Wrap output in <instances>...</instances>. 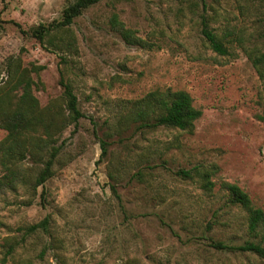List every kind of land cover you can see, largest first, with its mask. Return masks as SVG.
<instances>
[{"label":"rangeland","instance_id":"obj_1","mask_svg":"<svg viewBox=\"0 0 264 264\" xmlns=\"http://www.w3.org/2000/svg\"><path fill=\"white\" fill-rule=\"evenodd\" d=\"M74 1L0 0V78L11 57L44 65L32 73L40 105L63 104V75L84 114L59 136L44 193L22 184L0 192V264H264L212 245L253 239L221 181L264 210V77L250 58L264 53V1L99 0L70 25L76 51L32 36ZM114 14L145 44L114 30ZM205 26L227 54L210 46ZM168 90L187 91L202 109L193 131L138 123L120 131L132 101ZM6 135L0 128V141ZM21 164L28 175L38 169L31 158ZM195 168L215 170L213 191L177 173Z\"/></svg>","mask_w":264,"mask_h":264},{"label":"trees","instance_id":"obj_2","mask_svg":"<svg viewBox=\"0 0 264 264\" xmlns=\"http://www.w3.org/2000/svg\"><path fill=\"white\" fill-rule=\"evenodd\" d=\"M98 1L75 0L66 7L61 20L51 25H40L33 29L32 36L42 44H48L53 50L66 53L76 51V38L70 32V25L86 8ZM110 24L128 43L145 44L143 39L136 37L132 30L125 27L117 14L110 18ZM203 33L215 51L227 54V47L212 29L205 26ZM250 58L264 77V53L256 56L250 54ZM62 60L65 61V57ZM44 68V65L35 64L25 66L20 57L9 58L4 66V76L0 78V128L6 130L7 135L0 141V192L15 189L18 184H22L34 192L42 186L44 193L46 182L54 174L53 166L62 148L61 145H56L59 136L68 126H77L84 116L72 83L65 80L63 75L60 80L64 88L63 104L52 101L45 107L40 105L33 93L36 81L32 73H39ZM202 114V109L194 105L192 96L185 90H168L165 93L153 91L144 98L132 101L129 112L118 121L121 132L135 123H138L136 130L169 126L193 131L195 121ZM260 119L264 121V115ZM108 145L109 141L101 140L102 156L107 154ZM27 158L37 164L38 169L33 175L24 173L22 168L21 163ZM177 173L188 179L199 176L201 187L207 191H213L218 185L212 179L215 170L179 169ZM113 187L115 190V186ZM219 187L227 192L228 204L247 212V229L253 239L242 245H227L222 241H213L212 245L220 250L252 252L264 258V210L255 206L249 194L237 183L221 181ZM39 226L32 225L28 231H34ZM14 246H9L8 254L14 250Z\"/></svg>","mask_w":264,"mask_h":264}]
</instances>
